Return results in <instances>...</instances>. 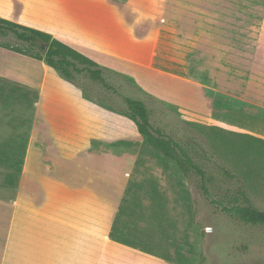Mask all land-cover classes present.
I'll use <instances>...</instances> for the list:
<instances>
[{"label": "rangeland", "instance_id": "obj_1", "mask_svg": "<svg viewBox=\"0 0 264 264\" xmlns=\"http://www.w3.org/2000/svg\"><path fill=\"white\" fill-rule=\"evenodd\" d=\"M42 11L68 20L64 9ZM166 15L156 26L163 40L152 87L146 76L86 50L79 51L96 63L93 70H102L109 89L88 72L65 81L84 95L106 93L110 108L123 115L125 97L143 101L152 126L204 171L212 199L227 203L242 195L264 210V0H170ZM0 43L23 46L13 34L0 35ZM170 67L176 71H159ZM48 70L43 61L0 46V113L11 115L8 131L31 126L41 87L45 102L64 93L53 75L59 74ZM136 150L123 179L109 184L110 211H118L111 258L118 264H264V227L222 212L197 172L183 171L146 141Z\"/></svg>", "mask_w": 264, "mask_h": 264}, {"label": "crops", "instance_id": "obj_2", "mask_svg": "<svg viewBox=\"0 0 264 264\" xmlns=\"http://www.w3.org/2000/svg\"><path fill=\"white\" fill-rule=\"evenodd\" d=\"M169 5L170 0H0V18L111 58L146 76L152 87L163 40L156 26L162 27ZM53 7L64 9L68 20L42 11ZM53 75L64 93L45 102L41 87L29 129L8 131L11 115L0 113V264H118L110 257L118 211H110L109 184L122 180L136 162L144 137L133 120L110 108L106 93L84 95Z\"/></svg>", "mask_w": 264, "mask_h": 264}, {"label": "trees", "instance_id": "obj_3", "mask_svg": "<svg viewBox=\"0 0 264 264\" xmlns=\"http://www.w3.org/2000/svg\"><path fill=\"white\" fill-rule=\"evenodd\" d=\"M7 34H13L23 46H11L0 43L1 47L36 60L44 61L61 78L69 82L73 80V72H88L92 79L100 81L104 88L109 89V86L102 77V70H93L92 68L96 67V63L88 59L73 45L53 38L45 32L0 18V35L5 36ZM43 45H48L45 56L41 52ZM79 65H83V67L81 68ZM124 100L127 104L125 115L136 123L144 140L157 150L162 151L183 171L191 169L197 172L201 177V188L212 204L219 207L229 217L244 224L264 227V210L252 205L244 196H236L233 201L227 203L212 199L206 185L204 171L194 163L193 158L188 154L187 150L174 139L165 136L161 131L152 126L149 115L150 111L143 101L128 97H125ZM258 139L263 142V139Z\"/></svg>", "mask_w": 264, "mask_h": 264}, {"label": "water", "instance_id": "obj_4", "mask_svg": "<svg viewBox=\"0 0 264 264\" xmlns=\"http://www.w3.org/2000/svg\"><path fill=\"white\" fill-rule=\"evenodd\" d=\"M47 49H48V45H43L42 49H41V52L42 54L45 56L46 53H47Z\"/></svg>", "mask_w": 264, "mask_h": 264}]
</instances>
